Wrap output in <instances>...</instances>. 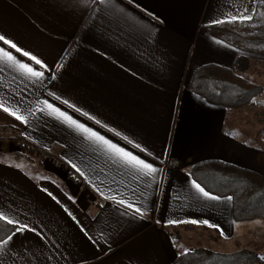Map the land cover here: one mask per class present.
Returning a JSON list of instances; mask_svg holds the SVG:
<instances>
[{
	"label": "crops",
	"instance_id": "0c3cea01",
	"mask_svg": "<svg viewBox=\"0 0 264 264\" xmlns=\"http://www.w3.org/2000/svg\"><path fill=\"white\" fill-rule=\"evenodd\" d=\"M258 1L0 0V213L20 229L3 240L0 264H184L186 237L232 243V199L190 170L217 159L264 174V145L244 141L237 109L192 80L245 55L260 84L264 55L207 29L252 17ZM53 109L156 171L139 174ZM15 141L37 153L21 156Z\"/></svg>",
	"mask_w": 264,
	"mask_h": 264
},
{
	"label": "trees",
	"instance_id": "16d2710c",
	"mask_svg": "<svg viewBox=\"0 0 264 264\" xmlns=\"http://www.w3.org/2000/svg\"><path fill=\"white\" fill-rule=\"evenodd\" d=\"M218 38L250 54L264 55V0H259L251 19L222 21L207 26ZM250 58L242 55L234 69L209 65L198 70L192 80V89L210 102L227 110L254 104L264 87L246 73ZM22 148L31 147L22 144ZM192 177L207 191L219 197L232 199L235 222L264 218V174L251 169L212 159L192 166ZM18 226L0 219V241L12 235ZM184 264H259V252L241 248L224 252L199 246L190 248L179 257Z\"/></svg>",
	"mask_w": 264,
	"mask_h": 264
},
{
	"label": "rangeland",
	"instance_id": "374dc122",
	"mask_svg": "<svg viewBox=\"0 0 264 264\" xmlns=\"http://www.w3.org/2000/svg\"><path fill=\"white\" fill-rule=\"evenodd\" d=\"M257 66L258 69L260 67V71H255V80L260 81V84L264 87V64L259 63ZM232 112V115L236 118V123L238 121L237 126L242 130L241 136L244 141L258 146L264 145V91L262 95L255 99L254 104H248L240 109L233 110ZM21 145L22 142L17 143V141H15L12 146L14 151L18 150L20 152L19 154H21V156L23 155L28 159H32L33 155L37 153L33 147H27L24 149ZM14 157L18 158L19 156ZM237 226V233L231 241L232 243L220 244L219 238L214 239L212 242L211 239H209V233L202 232L199 237L190 239L186 237L184 248L204 245L203 247H211L213 250L224 252L248 248L259 252L262 256V262L259 264H264V218L242 221ZM184 234L190 233L184 232ZM214 242H217V244L214 245Z\"/></svg>",
	"mask_w": 264,
	"mask_h": 264
},
{
	"label": "snow or ice",
	"instance_id": "6c2138e0",
	"mask_svg": "<svg viewBox=\"0 0 264 264\" xmlns=\"http://www.w3.org/2000/svg\"><path fill=\"white\" fill-rule=\"evenodd\" d=\"M102 3L107 2V0H101ZM240 18L242 19H251L250 16H241ZM233 19H236V17H233ZM4 37L0 36V40H3ZM12 47H16L14 44L12 45ZM2 51V50H0ZM25 55H27V53H25ZM4 56L8 59V60H12L14 59L10 53H4ZM37 63H39V61H37ZM19 67L21 69L26 70L27 72L31 73V75L33 76H41L42 73L41 72H35L33 71L30 67H28L25 64H20ZM49 108H51V105H48ZM4 111L8 112L9 109L8 108H4ZM53 111L60 117H62L65 121H67L69 124L75 125L78 129H80L82 132H85L88 134L89 138H93L99 142H101L102 144L106 145L107 148L114 152L117 156L121 157L128 165L133 166L137 172L139 174L142 175H151L153 172L156 171V169L146 163L145 161L139 159L138 157H136L135 155L131 154L130 152L118 147L117 145L112 144L110 141H108L107 139H105L103 136L99 135L97 132L92 131L91 129L85 127L82 124H79L77 121L73 120L70 116L66 115L65 113L61 112L59 109H53ZM11 114L13 116H16L17 119L19 120H23L24 117L21 115H18L17 112L13 111L11 112ZM196 187L199 189L200 192H202L204 194V196H209L208 192H205L203 188H200V186L197 184ZM214 198V197H213ZM123 202V201H121ZM132 205H129V207H131ZM137 212L140 211L139 208L136 209ZM0 219H6L8 223H13V220L8 219L7 216H5L3 213H0ZM172 223H175V221H171ZM196 221H193V223H195ZM204 223H207V221H205ZM20 230V229H18ZM11 236L8 237V240H11ZM8 241H0V247H2V245H6Z\"/></svg>",
	"mask_w": 264,
	"mask_h": 264
},
{
	"label": "built area",
	"instance_id": "2783aa9c",
	"mask_svg": "<svg viewBox=\"0 0 264 264\" xmlns=\"http://www.w3.org/2000/svg\"><path fill=\"white\" fill-rule=\"evenodd\" d=\"M171 166H178V162L176 160L170 162Z\"/></svg>",
	"mask_w": 264,
	"mask_h": 264
}]
</instances>
